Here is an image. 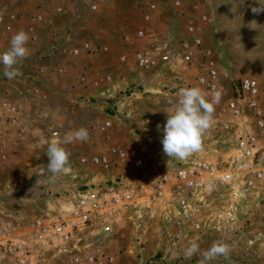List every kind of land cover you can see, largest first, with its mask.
I'll list each match as a JSON object with an SVG mask.
<instances>
[{"label":"rangeland","instance_id":"1","mask_svg":"<svg viewBox=\"0 0 264 264\" xmlns=\"http://www.w3.org/2000/svg\"><path fill=\"white\" fill-rule=\"evenodd\" d=\"M259 6L257 0H0V54L17 32L30 36L29 57L16 66L21 75L8 79L0 64V103L16 107L18 117L14 125L0 109L6 142L0 264H199L214 242L230 245L231 253L209 264H264V184L256 178L264 169V137L257 161L238 164L234 130L223 129L225 104L242 78L257 81L264 114V12L251 11ZM189 27L205 57L196 53L187 65L173 55L172 64L154 74L135 67L136 51L156 56ZM207 59L223 90L214 123L203 151L185 161L169 159L161 143L167 113L181 88L208 93L196 82L197 65ZM80 128L88 130V141L61 145L71 153V170L53 180L48 145ZM135 160L145 166L134 167ZM203 164L231 172V180L197 174ZM190 169L192 186L177 178ZM90 189L102 201L122 199L108 230L93 221L65 240L36 229L38 221L66 217L78 194ZM190 242L200 251L188 258Z\"/></svg>","mask_w":264,"mask_h":264},{"label":"built area","instance_id":"2","mask_svg":"<svg viewBox=\"0 0 264 264\" xmlns=\"http://www.w3.org/2000/svg\"><path fill=\"white\" fill-rule=\"evenodd\" d=\"M178 2H174L177 4ZM95 9V6L92 7ZM153 4L149 5L148 11H155ZM145 21L149 19L147 15ZM138 38H144L143 31H138ZM196 53L201 54V58L205 54V49L202 48L201 40L193 34L192 28L189 27L187 32L183 36L176 38L172 44V48L168 49V45L164 44L158 49L157 55L153 56L146 50H138L134 54L135 67L143 73L154 74L157 68L161 65H171V57L176 55L179 60L184 64H190L193 62L194 55ZM204 66L197 65L196 82L202 86L208 93L212 94L219 91L221 97L223 96V90L218 84L217 69L214 62L207 59ZM259 85L256 80L252 78H242L232 89L229 99L225 104V114L228 115L227 123L223 126V129L234 130V149L236 151L233 163L247 164L257 161L255 155L256 145L259 138L264 137V114L258 101ZM0 109L7 112L6 119H10L12 124L16 125L17 108L8 105L6 102L0 103ZM222 116V113L219 112ZM223 121V120H222ZM22 128L18 129V132H22ZM5 140L0 138V152L5 147ZM3 158V157H1ZM0 158V160H1ZM1 162V161H0ZM134 167L142 168L145 164L141 160L134 161ZM208 174L214 177H218L221 183L229 182L232 178V173L223 172L219 173L217 168L203 164L197 174ZM195 176L193 170H181L177 172V178L179 181L193 185L192 177ZM256 178L264 184V169L261 168L256 172ZM164 179H159L154 185L156 195H161L164 188ZM99 192H95L93 189L85 191V194L79 193L76 200V205L72 208L69 214L64 218H59L55 222L42 223L36 222L35 227L41 233H46L61 239H70L74 234V231L86 226L93 221H100L110 223L114 217V212L118 208V204L122 201L120 197H114L110 202L102 201L99 198ZM235 196L238 194L235 192ZM101 224V223H100ZM105 230H108V225L104 226ZM36 230V232H37Z\"/></svg>","mask_w":264,"mask_h":264},{"label":"clouds","instance_id":"3","mask_svg":"<svg viewBox=\"0 0 264 264\" xmlns=\"http://www.w3.org/2000/svg\"><path fill=\"white\" fill-rule=\"evenodd\" d=\"M253 7L254 14L264 12V6ZM30 36L21 30L12 36L10 49L0 54V64L4 67V75L8 79H14L22 73L16 67L20 62L29 57L27 44ZM179 99L170 113H167L166 124L163 127L161 140L163 153L169 159L185 161L193 154L203 151V137L214 123L215 105L219 104L221 94L219 91L212 93V99H208V93L199 87L181 88L177 93ZM158 130L160 125H157ZM89 132L86 128H80L66 133L62 140H52L47 147L46 154L49 158L48 170L53 174V180L57 174L68 173L70 169L71 153L61 146L77 141L86 142ZM200 251L197 243H189L184 249L185 257H192ZM230 245L214 242L204 251L199 264H209L217 257L229 258Z\"/></svg>","mask_w":264,"mask_h":264},{"label":"crops","instance_id":"4","mask_svg":"<svg viewBox=\"0 0 264 264\" xmlns=\"http://www.w3.org/2000/svg\"><path fill=\"white\" fill-rule=\"evenodd\" d=\"M179 36V35H178Z\"/></svg>","mask_w":264,"mask_h":264}]
</instances>
